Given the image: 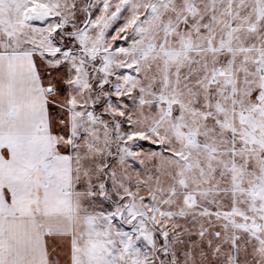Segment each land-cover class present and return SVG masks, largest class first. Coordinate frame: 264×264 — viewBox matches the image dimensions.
Masks as SVG:
<instances>
[{
	"label": "snow or ice",
	"instance_id": "obj_1",
	"mask_svg": "<svg viewBox=\"0 0 264 264\" xmlns=\"http://www.w3.org/2000/svg\"><path fill=\"white\" fill-rule=\"evenodd\" d=\"M0 264H264V0H0Z\"/></svg>",
	"mask_w": 264,
	"mask_h": 264
}]
</instances>
